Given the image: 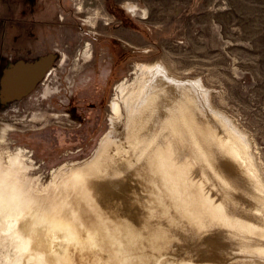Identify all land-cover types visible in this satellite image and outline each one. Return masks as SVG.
Segmentation results:
<instances>
[{
  "label": "rangeland",
  "instance_id": "rangeland-1",
  "mask_svg": "<svg viewBox=\"0 0 264 264\" xmlns=\"http://www.w3.org/2000/svg\"><path fill=\"white\" fill-rule=\"evenodd\" d=\"M48 53L53 60L34 88L21 95L2 91L8 64ZM158 62L183 86L204 83L211 106L199 100L198 111L222 135L217 114L242 132L259 166L263 184L257 187L264 188V0H0V125L8 128L0 129L6 134L0 162L11 165L8 155L21 149L28 168L19 174L35 192L46 191L69 168H86L103 136L125 129L128 113L120 97L122 120L111 121L118 86L136 95L144 68ZM205 137L215 151L234 158ZM247 191L234 192L244 210L226 206L229 222L223 218L213 237V243L236 247L224 264L264 261V233L258 230L264 228V196L253 192L262 200L256 201ZM254 207L255 219L249 211Z\"/></svg>",
  "mask_w": 264,
  "mask_h": 264
},
{
  "label": "bare ground",
  "instance_id": "bare-ground-1",
  "mask_svg": "<svg viewBox=\"0 0 264 264\" xmlns=\"http://www.w3.org/2000/svg\"><path fill=\"white\" fill-rule=\"evenodd\" d=\"M43 60L37 71L32 63L7 68L2 89L15 93L8 86L16 88L23 71L32 74L29 86L34 84ZM163 64L144 68L134 96V90L118 86L111 121L122 120L120 97L128 113L125 129L104 135L86 168H69L46 191L35 192L19 174L28 168L21 149L8 155L11 165L0 162V264H224L234 256L236 247L213 243V237L223 218L229 222L226 206L243 212L234 192L259 187V166L238 128L216 113L226 131L222 135L201 116L198 101L211 106L204 83L183 86L168 77ZM5 135L1 132L0 140ZM205 135L235 159L215 151ZM259 192L264 196L263 187ZM258 230L264 233L262 226ZM259 260L227 264H264Z\"/></svg>",
  "mask_w": 264,
  "mask_h": 264
},
{
  "label": "flooded vegetation",
  "instance_id": "flooded-vegetation-1",
  "mask_svg": "<svg viewBox=\"0 0 264 264\" xmlns=\"http://www.w3.org/2000/svg\"><path fill=\"white\" fill-rule=\"evenodd\" d=\"M87 59V58H86ZM15 64V63H14ZM8 64L7 65V68H9L10 66H11V69H14V68H16V67H20L22 64L24 65V66H28L29 64H30V62H20V63H17V64ZM6 72V71H5ZM4 72V73H5ZM27 72V71H26ZM25 71H23V73L24 74H22V73H18L19 74V80H18V83H17V86H16V88H12V87H10V86H8V88H10L11 90H17V91H15V93L17 92L18 94H23V90H26V91H24V94L25 93H27V92H29V90H31L32 88H34V86H35V84L37 83V81H39L42 77H43V75L44 74H46L45 72H46V69L44 68L43 69V71L41 72V74L39 75V78H38V80H36V82L34 83V84H32V85H30L29 86V84H28V82H29V80H30V78L32 77V74L29 72V73H26ZM4 76H5V74H4ZM4 76H3V78H4ZM3 78H2V81H3ZM19 86V87H18ZM29 88V89H28ZM45 90L47 91V90H50V88L49 87H45ZM14 93V94H15ZM17 95V94H16Z\"/></svg>",
  "mask_w": 264,
  "mask_h": 264
},
{
  "label": "water",
  "instance_id": "water-1",
  "mask_svg": "<svg viewBox=\"0 0 264 264\" xmlns=\"http://www.w3.org/2000/svg\"><path fill=\"white\" fill-rule=\"evenodd\" d=\"M47 55H51V57L50 58H45L43 61L45 62V64H44V67L46 68H48V66H49V64H50V62L53 60V58H52V54H50V53H48V54H45V55H43V56H47ZM43 56H41L40 58H38V60H36V61H34V62H30V63H32V64H35V65H32L31 67H33V70H35V71H37V70H40V63H41V61H42V58H43ZM19 62V61H18ZM22 62H24V61H22ZM39 73V72H38ZM2 91H3V89H2ZM5 94H9V93H6L5 91H3ZM24 94V93H23ZM16 95V94H15ZM17 95H21V93L20 94H17Z\"/></svg>",
  "mask_w": 264,
  "mask_h": 264
},
{
  "label": "clouds",
  "instance_id": "clouds-1",
  "mask_svg": "<svg viewBox=\"0 0 264 264\" xmlns=\"http://www.w3.org/2000/svg\"><path fill=\"white\" fill-rule=\"evenodd\" d=\"M147 14H148V10L145 9V10H144V17H145V18L147 17Z\"/></svg>",
  "mask_w": 264,
  "mask_h": 264
}]
</instances>
